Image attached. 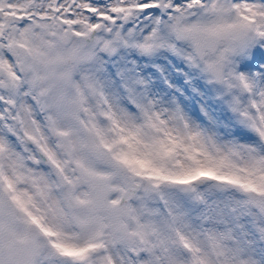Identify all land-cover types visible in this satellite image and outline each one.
Listing matches in <instances>:
<instances>
[{
	"label": "snow or ice",
	"instance_id": "snow-or-ice-1",
	"mask_svg": "<svg viewBox=\"0 0 264 264\" xmlns=\"http://www.w3.org/2000/svg\"><path fill=\"white\" fill-rule=\"evenodd\" d=\"M0 264H264V0H0Z\"/></svg>",
	"mask_w": 264,
	"mask_h": 264
}]
</instances>
